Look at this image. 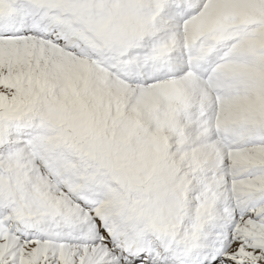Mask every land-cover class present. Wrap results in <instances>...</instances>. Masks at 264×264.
<instances>
[{"label":"snow or ice","instance_id":"1","mask_svg":"<svg viewBox=\"0 0 264 264\" xmlns=\"http://www.w3.org/2000/svg\"><path fill=\"white\" fill-rule=\"evenodd\" d=\"M0 264H264V0H0Z\"/></svg>","mask_w":264,"mask_h":264}]
</instances>
